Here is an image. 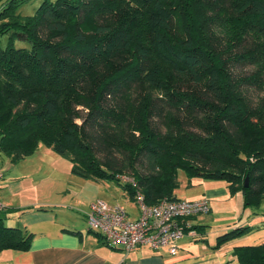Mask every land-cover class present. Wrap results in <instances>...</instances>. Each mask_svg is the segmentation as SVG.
Listing matches in <instances>:
<instances>
[{
  "label": "trees",
  "instance_id": "trees-1",
  "mask_svg": "<svg viewBox=\"0 0 264 264\" xmlns=\"http://www.w3.org/2000/svg\"><path fill=\"white\" fill-rule=\"evenodd\" d=\"M27 1L0 0V155L15 165L42 145L149 206L180 200V171L261 204L264 97L249 91H264V0H41L16 14ZM3 215L0 252L28 250L32 233ZM232 256L264 264V243Z\"/></svg>",
  "mask_w": 264,
  "mask_h": 264
},
{
  "label": "crops",
  "instance_id": "crops-1",
  "mask_svg": "<svg viewBox=\"0 0 264 264\" xmlns=\"http://www.w3.org/2000/svg\"><path fill=\"white\" fill-rule=\"evenodd\" d=\"M30 158L34 164L35 157ZM38 159L50 165L56 162L51 151L46 149L38 152ZM23 160L28 159L26 157ZM6 162L0 168V189H4L0 193L4 194L3 199H0V211L4 214L7 225L18 226L31 232L33 236L26 251L0 252V264H238L232 256L234 247L264 243V210L250 211L241 223L245 211L242 210L238 223L254 229L219 249H213L216 238L236 227V222L215 221L210 217L219 206L230 209L235 203L228 197L222 183H204L201 185L202 195L194 200L205 198L208 201L209 212L206 214L210 213L209 217L199 220L200 215H197L188 220L194 234H186L177 242L175 256L164 250L155 252L145 247L126 254L121 248H110L101 242L98 234L90 231L86 225L85 214L94 200L100 199L109 205H121L105 181L75 179L73 189L63 192L66 196H58L55 201L31 206L27 200L18 196L26 189L25 178L18 179L15 173L16 164H11L8 160ZM101 191L111 193V198ZM122 192L123 195L127 194L123 189ZM128 200V204L123 207L129 219L136 220L139 217L138 208L133 200ZM235 202L242 206V197ZM236 215L237 212L233 217Z\"/></svg>",
  "mask_w": 264,
  "mask_h": 264
},
{
  "label": "built area",
  "instance_id": "built-area-1",
  "mask_svg": "<svg viewBox=\"0 0 264 264\" xmlns=\"http://www.w3.org/2000/svg\"><path fill=\"white\" fill-rule=\"evenodd\" d=\"M119 180L135 186L129 177L120 176ZM134 202L139 217L131 220L122 205H109L100 199L94 200L85 214L87 228L98 234L108 247L121 248L126 254L145 247L155 252L164 250L175 256L177 242L186 234H194L188 220L209 212L205 198L193 201L164 199L155 206H149L137 190Z\"/></svg>",
  "mask_w": 264,
  "mask_h": 264
},
{
  "label": "rangeland",
  "instance_id": "rangeland-1",
  "mask_svg": "<svg viewBox=\"0 0 264 264\" xmlns=\"http://www.w3.org/2000/svg\"><path fill=\"white\" fill-rule=\"evenodd\" d=\"M4 2V0H1ZM41 3V0H29L26 3L18 6L15 9V13L23 16V17H29L33 16L36 9L39 7ZM5 42V39L2 40ZM27 45V44H26ZM28 46V45H27ZM235 72L239 75L242 74H248V67H237L235 69ZM249 95L252 98L254 104L258 103L261 98L264 97V91H257L252 89V91H249ZM79 122V121H77ZM49 150L45 148L42 145H39L36 152H34L32 155L28 156V160H23L16 164V172L18 179L25 178L24 181H26V189L23 193L19 194L18 196L21 197L24 200H27V202L32 206H39L38 204H42L43 202H50L52 200H56L59 197H62L64 195L63 192H65L67 189L70 190L73 186V181L75 179H81L77 177L76 175L72 174L71 172V164L67 159L64 157H60L56 154H54L51 150V153L53 157L56 158V162L54 164H48L46 162H42L38 159V152ZM34 160V164H32V157ZM6 158L2 155H0V168H2L4 165L7 164ZM9 173L6 174L8 176ZM125 177H128V174H124ZM77 180V181H79ZM178 181H179V188L176 190V195L180 200L187 201V200H194L199 198V196L202 195V188L201 185L204 183H222V185L226 187V183L223 181H213V180H193L191 182V185H188V180L186 175L180 171L178 174ZM28 184V185H27ZM105 182L103 183V185ZM106 185L111 189V193L113 194L114 198L122 205L126 206L129 202L128 199L129 196L127 194L123 195L122 188L117 186L114 182H106ZM73 189V188H72ZM4 189H0V193H3ZM102 193L106 194L110 197L111 193H108L106 191H101ZM228 192V190H227ZM59 196V197H58ZM66 196V195H64ZM69 196V195H67ZM106 196V197H107ZM123 196V197H122ZM4 197V194H0V199L2 200ZM6 197V196H5ZM228 197L232 199V202L235 203V206H232L234 204H229V206H232L230 209L224 206H219L217 208V211L213 213V215L210 217L211 219H214L215 221H223V220H233L236 222V226H240L242 224L238 223L240 216H242L241 212L242 210H245L243 213V219L240 221L243 223L250 211H256V210H264V200L261 202V204L256 208H249V209H243L242 206L238 205V202L236 204V199L239 201L241 199L240 193H235L234 195H230L228 193ZM111 198V197H110ZM41 203H39V201ZM34 203H31V202ZM234 209L235 213L237 212V215L234 216ZM210 214V213H209ZM209 214H201L198 218L199 220L207 219ZM260 225V224H259ZM246 226V225H242ZM252 229H254L252 227ZM262 229V228H260ZM264 229V228H263ZM259 231V230H257ZM248 235V234H247Z\"/></svg>",
  "mask_w": 264,
  "mask_h": 264
},
{
  "label": "water",
  "instance_id": "water-1",
  "mask_svg": "<svg viewBox=\"0 0 264 264\" xmlns=\"http://www.w3.org/2000/svg\"><path fill=\"white\" fill-rule=\"evenodd\" d=\"M247 185H248V179L246 178L245 179V187H247Z\"/></svg>",
  "mask_w": 264,
  "mask_h": 264
}]
</instances>
